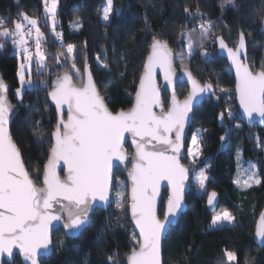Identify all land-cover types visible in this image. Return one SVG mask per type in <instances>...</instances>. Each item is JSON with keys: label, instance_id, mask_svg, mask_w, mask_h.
Wrapping results in <instances>:
<instances>
[{"label": "trees", "instance_id": "trees-1", "mask_svg": "<svg viewBox=\"0 0 264 264\" xmlns=\"http://www.w3.org/2000/svg\"><path fill=\"white\" fill-rule=\"evenodd\" d=\"M105 3L106 0H57L55 30L62 34L60 40L50 31L43 0H0V20L7 21L6 26L13 28V22L22 19V13L36 19L44 34L42 46L48 68L38 78L46 81L47 86L25 90L22 103L15 95L19 87L16 76L18 55L10 38L6 41L0 38V73L10 87V100L18 107L10 134L33 179L37 169L41 170L40 176L42 174L56 121L46 94L58 75L71 69L70 61L61 55L66 54L67 45L74 46V60L81 74L87 57L101 94L115 112L132 105L153 36L167 41L175 56L184 55V40L180 33L195 28L192 33L194 54L188 61L184 60L183 65L179 59L174 61L176 68L187 66L200 82L210 81L215 87V92L195 110L192 125V129L202 133L197 136L200 151L196 159L200 165L207 166L210 180L207 190L198 194L191 181L185 197L187 210L177 224L168 229L163 241V264H264V246L260 248L253 241L255 222L264 205V150L261 146L264 127L250 128L239 115L233 92L234 78L226 60L218 55L215 42L217 36H222L233 47L239 32L243 31L248 63L254 70L260 69L264 62V0H233V3L228 0H113L116 11L111 15L110 23L101 20ZM185 7L192 13L198 9L204 20L213 22L208 38L201 40L200 17L186 14ZM76 24H82V27L76 30ZM205 51L207 57L202 55ZM97 57L108 64L110 71L98 67ZM109 80L112 83L105 90L103 84ZM74 81L81 83L75 77ZM176 92L180 98L184 97L186 85L178 83ZM163 100L168 101L167 93ZM229 111L234 113V118L228 117ZM222 112L223 121L219 118ZM221 136H226L224 141ZM42 140L49 142L41 144L39 141ZM126 148L129 149L128 144ZM238 157L255 165L262 182L260 185L241 188L234 183ZM184 162L191 170L186 157ZM114 175L117 182L126 183L120 171L116 170ZM210 189L219 194L216 210L231 212L235 217L234 224L208 228L213 214L205 207V197ZM133 232L128 214L126 216L112 203L107 210L97 209L91 225L77 238L66 237L60 228H56L52 233L53 253L40 260L42 264H109L108 257L117 254L114 260L125 264V257L135 243ZM62 240L64 243L60 245ZM226 250L236 253L235 262L227 260ZM3 264L22 263L15 255L11 263Z\"/></svg>", "mask_w": 264, "mask_h": 264}, {"label": "snow or ice", "instance_id": "snow-or-ice-1", "mask_svg": "<svg viewBox=\"0 0 264 264\" xmlns=\"http://www.w3.org/2000/svg\"><path fill=\"white\" fill-rule=\"evenodd\" d=\"M43 2L53 26L52 32L57 39L62 40V34L55 30L57 0ZM228 3H233V0H228ZM114 11L116 10L113 0H106L102 20L110 23ZM184 12L189 16L200 17L199 36L201 40L208 38L213 22L204 20L198 9L196 13H192L185 7ZM20 15L22 21L13 22V28L6 26L7 21L0 20V38L5 41L10 38L14 48L22 56L23 62L19 63L16 72L20 83V87L16 89V97L22 103L23 92L34 85L30 72L31 64L35 61L42 71L46 67V54L41 48L44 34L37 26L38 21L26 14ZM74 27L79 30L82 24H76ZM33 29L34 54L29 50L26 39L32 36ZM194 31L195 28L180 33V38L187 46L188 58L195 52L192 36ZM215 42L219 43L221 50L227 51L235 68V91L249 124L254 123L257 118L259 122L264 123V62L259 70H254V66L247 63L246 55L244 60H241L246 45L243 31L238 34L235 48L229 47L222 36H217ZM149 48L139 76L133 106L127 111L113 113L107 107V98L101 94L98 83L94 81L88 69L87 57L84 72L81 74L73 58L74 46L67 45L66 54L61 55H65L70 61L71 69L58 76L48 92L58 119L51 132V147L43 165L42 183L41 170H36V178L33 179L18 144L9 132L13 106L8 102V86L0 79V255L6 253L11 257L14 249H19L25 264H42L39 259L41 251L47 256L51 254L50 228L54 222L62 224L66 230L65 235H75L84 227L90 226V214L96 207L107 210L114 202L116 208L126 216L130 212L131 221L135 229H138V234L133 232L132 239L135 243L126 255V264H163V241L166 239L167 230L182 214L185 182L192 175L180 162L185 125L190 119L189 113L192 112L195 101L202 94L209 93L212 85L205 83L201 86L187 66H183V72L191 84V91L185 100L180 102L175 93L173 62L179 59L183 65L184 55L173 56L167 41L157 36H153ZM202 55L207 57L208 53L205 51ZM97 61L98 67L110 71L107 63L100 62L99 57ZM57 63H61L59 56ZM157 69L165 81V90L172 89L170 101L161 99ZM74 77L81 80L79 86L73 82ZM111 83V80L104 83L103 88L106 90ZM41 86H47L46 82H41ZM65 106L66 120L63 118ZM154 108H159L160 111L156 112ZM228 117L234 118V113L229 111ZM219 118L223 121V112ZM125 133L131 134L135 146L132 167L128 171L130 191L129 185L120 181V190L113 196L112 189L117 186L114 184V170L120 164L127 167V156L123 147ZM199 135L202 133L198 132L193 138L195 151L192 148L188 150L194 167H199L195 164V157L200 151L197 142ZM225 138L226 136L220 137L221 141ZM39 142L43 144L49 141ZM61 162L65 170L63 177L57 172ZM195 179L200 190L206 191L205 182L210 180V177L205 168H199ZM162 181H166V184L162 185ZM253 183H262L255 173L248 176L244 186L251 187ZM216 196L215 192L208 194L209 206H214ZM161 209L164 210L163 220L159 218ZM234 221L232 213L224 210L212 217L210 227L223 222L233 224ZM255 238L264 244V213H261L256 224ZM63 243V240L59 242L60 245ZM115 255L117 254L108 257L109 264H124V261L114 260ZM225 256L229 262L237 260L234 252L226 250Z\"/></svg>", "mask_w": 264, "mask_h": 264}, {"label": "water", "instance_id": "water-1", "mask_svg": "<svg viewBox=\"0 0 264 264\" xmlns=\"http://www.w3.org/2000/svg\"><path fill=\"white\" fill-rule=\"evenodd\" d=\"M262 29H263V31H264V13H263V17H262ZM163 41H165V40H163ZM225 42H226V41H225ZM237 42H238V39H237L236 43H237ZM151 43H152V41H151ZM151 43H150V44H151ZM167 43H168V42H167ZM226 44H227V43H226ZM227 45H228V44H227ZM149 46H150V45H149ZM168 46H169V48L171 49V47H170L169 44H168ZM228 46H229V45H228ZM235 46H236V44H235L232 48H235ZM229 47H231V46H229ZM149 50H150V48L148 49V52H149ZM171 50H172V49H171ZM216 51H217V53H218V55H219L220 57H222V58H224V59L226 60L228 66H229V69H230V71H231V73H232V75H233V78H234V88H233V92H234V95H235V103H236V106H237V109H238L239 115L241 116L242 120H243V121L245 122V124H246L248 127H250V128H252V127H254V126H258V127H260V128H263V127H264V123L259 122V118H257L256 121H255L254 123H252L251 125L249 124L248 118H247L246 115L243 113V109H242V108L240 107V105H239V101H238V99H237V94H236V91H235V89H236V73H235V68H234V66L232 65V62H231V60H230L229 57H228L227 51H226V50H221L218 42H216ZM172 53H173V56H175V53H174L173 50H172ZM147 55H148V53H147ZM147 55H146V56H147ZM245 55H246L247 58H248L247 43H246V45H245V53L242 54V56H241V60H242V61L244 60V56H245ZM145 58H146V57H145ZM87 61H88V60H87ZM144 61H145V59H144ZM247 63H248V60H247ZM143 64H144V63H143ZM248 64H249V63H248ZM84 67H85V60H84L83 67H82V74H83V72H84ZM173 67H174V69H175V75H174V77H173V80H174V85H175V93H176V97H177V99H178L180 102H183V101L185 100V98L188 96V94L190 93V91H191V84L188 82L187 76H186V75L184 74V72H183V67L176 68V66H175V61L173 62ZM187 68H188V67H187ZM88 69H89V71L92 73V71H91V69H90V66H89V63H88ZM142 69H143V66H142ZM142 69H141V72H142ZM188 70L191 71L189 68H188ZM258 70H259V69H258ZM64 72H65V71L61 72L58 76L62 75ZM141 72H140V74H141ZM157 73H158V75H157V83H158L159 85H161V93H162V95H161V99L163 100V95H164V93H167V94H168V101H170V100H171V97H172V89L169 88V89L165 90V87H164V85H165V81L163 80V76H162V74L159 73V69H157ZM191 73H192V71H191ZM92 75H93V74H92ZM192 75H193V77L199 82V84H200L201 86H203L205 83H210V84L212 85V83H211L210 81L200 82V81L194 76L193 73H192ZM139 76H140V75H139ZM93 78H94V76H93ZM0 79H3L1 73H0ZM85 79H86V77H85ZM3 81H4V80H3ZM94 81H95V79H94ZM4 82H5V81H4ZM73 82H74L76 85H78V86L80 85V84H77L74 80H73ZM178 83H183V84H185L186 87H187V93H186V95H185L184 97H182V98H180V97L178 96L177 92H176V87H177ZM5 84L8 86V91H7L8 102L13 106V113L10 114V117H11V118H10V122H9V132H10L11 122H12V120L15 118V116L18 114V107H17L15 104H13L12 101L10 100V97H9L10 87H9V85H8L6 82H5ZM138 85H139V78H138L137 85H136V89H135V92H134V95H133L132 105H131L129 108H127V109H118V110H116L115 112H119V111H121V110H125V111H127V110H129V109L133 106V104H134V102H135V93H136V90H137ZM49 91H51V89L48 90V92H49ZM48 92H47V94H46V97H47L48 102H49V103L53 106V108H54V113H55V118H56L55 125H56L58 117H57V113H56L55 105H54V103L50 100V98L48 97ZM214 92H215V87L212 85V89L210 90L209 93L202 94L201 97H200L198 100L195 101L194 106H193V110H192V112L189 113V117H190V119H189V121H188V122L186 123V125H185V129H184V139H183V141H182V148H181V153H182V155H181V158H180V162H181V164H182L185 168H188V169H189L190 173H191V170H190V168L185 164L184 160H185V149H186V145H187V140H188V138H189V135H190V132H191V129H192V125H193L194 112H195V110H196V109H197V108H198V107H199V106H200V105H201L206 99H208V98H209ZM163 101H164V100H163ZM107 107H108V105H107ZM165 107H167V105H165ZM108 108H109V107H108ZM109 110L112 111L110 108H109ZM154 111L159 112L160 109H159V108H154ZM112 112H113V111H112ZM115 112H113V113H115ZM63 118H64L65 120L67 119V108H66V106H65V109H64V115H63ZM53 130H54V129H53ZM172 138H173V139L175 138V137H174V133H173V135H172ZM126 144H128V146H129V150H130L129 152H128L127 148H126ZM123 147H124V151H125L126 156H127V161H126V163H127V167H125L124 164H120L119 167L116 168V169L114 170V172H115L116 170L120 171V173L124 176V178H125V180H126V183L129 185L128 191H130V183H131V181H130V178H129V176H128V171H129V170L131 169V167H132V158H133V155H134V153H135V146H134L133 143H132V136H131L130 133H125V141L123 142ZM47 158H48V156H47ZM46 161H47V159H46ZM46 161H45V162H46ZM114 163H118V162H114ZM57 172H58V174H59L61 177H63V176L65 175V170L63 169L62 162H61V166H59V167L57 168ZM41 183H42V174H41ZM165 184H166V181H162V185H165ZM190 184H191V175H190L189 180H187V181L185 182V185H186V188H185V197H186V194L188 193V191H189V189H190ZM112 191H113V189H112ZM162 191H163V189H162ZM210 192H215V193L217 194V196H216V200H215V202H214V206H209L208 203H207L208 194H209ZM112 195H113V194H112ZM164 199H165V201L167 200V194H166V193H165ZM219 199H220V198H219V194H218V192H217L216 190H214V189H210V190H208V192H207V194H206V197H205V207H206V209H207L208 212L213 213V212L216 211V209L218 208ZM110 207H111V206H110ZM110 207H108L107 209H109ZM97 209L105 210L104 208L96 207V208L94 209V211L90 214V215H91V221H92V216H93L94 212H95ZM186 210H187V203H186V198H185V200H184V207H183V210H182V214H184V213L186 212ZM261 213H264V205H263V207H262V209H261V211H260V213H259V215H258V217H257V219H256L255 226H254V232H253V241H254V242L256 243V245H258V247H260V248H262V247L264 246V244H261L260 242H258V241L256 240V238H255V229H256V224H257V222H258V220H259V218H260ZM182 214H180V215L178 216L176 222H174V223L171 225V227H173V226H175V225L177 224V222H178V220H179V218H180V216H181ZM128 217H129V222H130V225H131L133 231H135V232L138 234V229H135L134 223L131 221L130 212L128 213ZM159 218H160L161 220H163V218H164V210H163V209H161L160 212H159ZM90 225H91V224H90ZM88 227H89V226H86V227H84L83 229H81L80 232H79L78 234H75V235H65V231H66V230L62 227V224H56V222H54L53 226L50 228V239L52 240V233H53V231H54L56 228H60V229L63 231V233H64V235H65L66 237H69V238H77V237H78V236H79V235H80L85 229H87ZM167 231H168V230H167ZM166 233H167V232H166ZM131 249H132V248H131ZM131 249H130V250H131ZM162 249H163V248H162ZM49 251H50V253H51V254H50V256H51L52 253H53V240H52V245L50 246V250H49ZM129 252H130V251H129ZM15 255H17V256L19 257V259H20V261H21L22 264H25L24 258H23V256H22V254H20L19 249H14V254H13L11 257H9L6 253L3 254V255H0V264H3V262L11 263V262H12V259L14 258ZM44 257H49V256L45 255V253H44L43 251H41V254H40L39 259L44 258ZM162 262H163V259H162ZM29 264H30V262H29ZM125 264H126V257H125Z\"/></svg>", "mask_w": 264, "mask_h": 264}, {"label": "rangeland", "instance_id": "rangeland-1", "mask_svg": "<svg viewBox=\"0 0 264 264\" xmlns=\"http://www.w3.org/2000/svg\"><path fill=\"white\" fill-rule=\"evenodd\" d=\"M104 6H106V3L104 4ZM104 6H103V8H104ZM102 13H103V9H102ZM102 13H101V20H102ZM22 19L20 21H22ZM48 20H49V18H48ZM55 21H56V19H55ZM49 26H50V31H52V27L53 26H52V23H51L50 20H49ZM55 26H56V24H55ZM26 39L28 40V45L27 46L29 47V50L31 52H33V54H34L35 53V30L34 29H33L32 36L31 37H26ZM43 40H44V38H43ZM43 40L41 42V48L44 51V48L42 46ZM184 48H185L184 55L186 57L184 60L188 61L189 59L187 57V46H186L185 41H184ZM66 51H67V47H66ZM15 52L18 55V65H19V63L23 62L22 56L18 54L16 49H15ZM73 58L75 59V49L73 50ZM47 68H48V65L46 64V67L41 71L39 66L35 63V61L31 64V67H30L31 78H32V80L34 82L33 86L36 89H40L41 87H44V86H41V82H46V81L40 80L38 77L41 75V73H46ZM26 78H27V76H26ZM19 87H20V83H19ZM15 95H16V90H15ZM196 134H197L196 130L192 129L191 132H190L189 138L187 140V145H186V149H185V157L188 160V165L191 167V170H192L191 181H192V184H193V186L195 188V192L198 194V193L205 192V191L204 190H200L199 183L195 179V176L198 175L199 168H205V170H207V166L206 165H200L198 163V161L196 159L198 157V155H197L195 157V164L198 165L199 167H194L193 158L188 155L189 148H192L194 151L196 149V145H193V138H194V135H196ZM197 142H198V137H197ZM198 146H199V144H198ZM261 146H262V149L264 150V141L261 143ZM127 150H128V152L130 151L129 149H127ZM237 161H238V163H237V168H236V171H235V174H234V181H238L239 182V183H235L238 187L244 188L245 187L244 186V181L248 178V176L250 174H252V173L256 174V168H255V165H253L251 162H243L241 160V157H238ZM252 166H254V167H252ZM206 174H207V172H206ZM117 180H118L117 177H115V175H114V184H116L117 186L113 188V191H112L113 196H115V192L116 191L120 190L119 185L117 184L118 183ZM205 183L207 185V181ZM113 205H115L114 202H113ZM223 211L224 210H216L215 212L212 213L213 214L212 217L215 216V215L220 214ZM211 220H212V218H211ZM210 224H211V221H210ZM210 224L208 226L209 229H213V228L220 227V226H223V225H227V226L232 225V224H228L227 222H223V223H220V224L216 225L215 227H210Z\"/></svg>", "mask_w": 264, "mask_h": 264}]
</instances>
